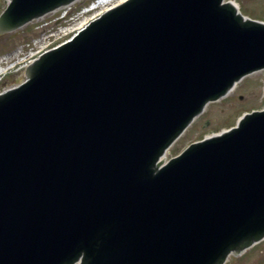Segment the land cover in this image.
Returning a JSON list of instances; mask_svg holds the SVG:
<instances>
[{"label": "water", "instance_id": "1", "mask_svg": "<svg viewBox=\"0 0 264 264\" xmlns=\"http://www.w3.org/2000/svg\"><path fill=\"white\" fill-rule=\"evenodd\" d=\"M64 1L12 0L0 26ZM262 67L264 23L222 0H130L43 55L0 95V264H222L260 239L264 110L161 154Z\"/></svg>", "mask_w": 264, "mask_h": 264}, {"label": "rangeland", "instance_id": "2", "mask_svg": "<svg viewBox=\"0 0 264 264\" xmlns=\"http://www.w3.org/2000/svg\"><path fill=\"white\" fill-rule=\"evenodd\" d=\"M245 3L246 14L264 20V0H237ZM7 1L0 0V16L6 8ZM83 4L72 9L71 17L62 18V10L46 15L44 18L25 24L19 28L3 31L0 29V64L7 66L11 62L31 53L42 43L63 30L64 25H71L75 19L86 13ZM62 12V13H61ZM51 35V36H50ZM27 74L22 71L11 75L0 84L2 90L17 84ZM264 106V74L241 84L236 96L210 107L208 115L197 120L193 133L184 135L182 144H176L173 156L179 154L192 141L218 133L235 125L238 119L251 109ZM228 264H264V241L247 250V255H233Z\"/></svg>", "mask_w": 264, "mask_h": 264}, {"label": "bare ground", "instance_id": "3", "mask_svg": "<svg viewBox=\"0 0 264 264\" xmlns=\"http://www.w3.org/2000/svg\"><path fill=\"white\" fill-rule=\"evenodd\" d=\"M21 80H22V79L20 78L19 81H21ZM22 84H23V82L19 83V85L16 86V87H19V86H21Z\"/></svg>", "mask_w": 264, "mask_h": 264}]
</instances>
